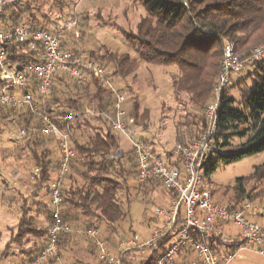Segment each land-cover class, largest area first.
<instances>
[{"label":"trees","instance_id":"obj_1","mask_svg":"<svg viewBox=\"0 0 264 264\" xmlns=\"http://www.w3.org/2000/svg\"><path fill=\"white\" fill-rule=\"evenodd\" d=\"M22 1L18 0L16 5L5 8L2 19L14 23L26 20L31 29L54 30L56 24H43L41 21L39 23L38 18L32 13H27L30 6H26L27 3ZM138 1L144 6L146 15L138 22L136 33L127 37L135 57L128 53L118 54L108 51L100 58L91 51L83 57L95 59L103 65L105 61L111 63V75L107 76L110 81L116 77L125 78L134 74L143 63L174 66L178 70L171 81L174 93H185L199 111H202L214 97L225 42H232L236 53L242 56L264 42V0ZM22 6L26 7L22 8ZM66 38L65 36L61 38V48L75 50L73 47H65ZM40 53V48L29 49L25 43L12 42L7 48V59L22 66L39 62ZM77 53L82 56L78 51ZM244 72V85L239 88L242 109L234 106L233 96L227 93V88L235 83L233 80L225 88L217 112V134L214 147L219 141L222 147L227 146L228 139L234 136L244 138V141L236 148L216 152L225 163L236 162L244 157L264 152V62ZM56 92L60 95L57 96ZM113 101L114 96L102 85L99 78L90 76L84 81H77L63 74H56L42 111L51 116L60 128H66L69 131L73 152L70 172L67 174L70 179L69 185L63 184V177L51 178L47 160L49 150L45 149L40 154L33 151L34 166L39 170L37 191L43 187L47 190L50 182L59 179L63 196L61 204L63 220L70 225H79L82 228L101 227L107 231L108 237L117 233L120 223L126 218L127 210L118 194L129 195L128 176L130 173L135 175V164L131 172L124 163L125 158L129 162L134 160L131 146L127 150L120 147L115 132L110 129L106 118L100 114L102 111L110 112ZM87 108L93 109L94 113L85 115L78 121L62 119L72 110L84 111ZM26 111L30 118H35L28 109ZM138 112V104L135 103L128 117L136 121L138 116L143 117ZM0 115L4 119L8 118L9 108L0 107ZM195 116L197 114H194ZM197 117L195 122L185 125L188 128L186 139L176 132L175 139L178 143L188 144L202 132L206 120L202 114ZM29 125L30 121L26 119L24 134H27L31 128ZM35 127L40 129L39 119ZM81 128L88 129L91 133V137L84 142H81L75 134ZM144 141L154 151L152 143ZM31 143L35 146L39 144L37 141ZM214 151L215 148H213ZM171 154L168 152L167 157ZM215 165L216 161H213L211 157L209 167L205 169L207 177L213 172ZM114 174L117 178L112 177ZM250 179L258 183L264 179V161L254 165L248 176L236 178L231 188L234 194L231 203H236L243 196L254 193L258 184L247 190L246 182ZM138 185L145 189L161 187L160 183L153 181L147 185ZM37 191L34 193L36 194ZM212 192L214 193L213 190ZM257 193L263 194L264 187ZM45 207V218L48 223L51 204L45 202ZM32 221L30 216L27 218L26 215H21L18 222L20 232L12 237L13 239L22 237L33 231L37 233L38 241L33 242L26 252L28 264L43 246L47 234V226L41 230L30 228ZM71 236L72 234H68L61 237V249L65 248V244L73 237ZM155 253L134 264H153Z\"/></svg>","mask_w":264,"mask_h":264},{"label":"built area","instance_id":"obj_2","mask_svg":"<svg viewBox=\"0 0 264 264\" xmlns=\"http://www.w3.org/2000/svg\"><path fill=\"white\" fill-rule=\"evenodd\" d=\"M17 2L0 0V107L25 108L39 119L41 132L58 143V177L62 178L70 172L73 155L69 131L60 128L42 111L56 74L77 81L90 76L101 80L114 96L111 111L100 112L113 132L128 137L127 124L134 119L125 110V94L106 76L102 63L61 48V38L67 32L79 36L72 17L57 22L53 31L31 29L25 21L6 22L2 19L4 9ZM12 42L25 43L29 49L40 48V61L19 66L8 60L7 48ZM261 62H264V42L243 56L236 53L232 42H225L214 97L204 110L206 125L188 144L175 143L169 159L162 160L144 140L129 138L135 181L158 182L168 195L165 205L153 211L159 223L146 244L134 245L122 237L111 243L101 236L97 227L73 230L62 218L61 181L56 179L47 187L51 214L46 240L29 264H72L62 257L60 241L63 235L73 233L91 242L96 264H134L145 257L146 250L152 255L156 252L153 264H228L242 252L264 258V193L245 195L236 203L218 202L205 175L213 155L223 92L233 76ZM93 113L91 108L72 110L62 119L78 121ZM20 134H24V129ZM35 175H39L38 169Z\"/></svg>","mask_w":264,"mask_h":264},{"label":"rangeland","instance_id":"obj_3","mask_svg":"<svg viewBox=\"0 0 264 264\" xmlns=\"http://www.w3.org/2000/svg\"><path fill=\"white\" fill-rule=\"evenodd\" d=\"M22 2L30 6L27 13H32L38 18L39 23L41 21L43 24H56L71 16L76 23L79 36L77 37L72 31L67 32L65 47H73L82 56L91 51L100 58L108 51L118 54L128 53L135 57L127 37L136 33L138 22L146 15L144 6L138 0H23ZM104 65L105 74L110 77L112 64L105 61ZM177 71L174 66L143 63L130 76L113 79L111 77L116 88L126 96L124 107L127 114L133 111V106L137 103L138 114L143 116H138V120L127 124L128 137L114 133L123 150L131 146L129 138L133 140L143 138L152 143L155 153L162 160L168 159L171 156L167 157V153H172L174 144L177 143L176 132L186 139L188 128L185 125L195 122L200 114L205 117V108L199 111L185 93H174L171 81ZM244 73L243 71L233 76L231 81L235 80V83H230L227 88L228 95L234 98V106L239 109H242L239 88L244 85ZM58 87L62 86L58 85ZM55 94L60 95L58 92ZM26 112V109L9 108L8 118L4 119L0 115V264H28L26 252L33 242L38 241L37 233L34 231L22 237L12 238L20 232L18 222L21 215L32 218L33 221L29 225L32 229L41 230L47 226L45 202L50 203V196L44 187L37 191L38 176L35 175L33 151L40 154L45 149L49 150L47 160L50 176L54 179L59 173L60 150L56 140L43 134L40 129H35L37 117L30 118ZM194 114L197 116L194 117ZM24 119L25 121L29 119L31 128L27 134L21 135ZM75 134L81 142L91 137L90 131L85 128H81ZM32 141L39 142L38 146L33 145ZM242 141L244 138L234 136L228 139L227 146L222 147L219 141L214 147L212 160L216 161V165L207 182L214 191L215 201L231 203L234 197L231 188L236 178L248 176L254 165L264 161V152L232 163H225L218 157L217 151L234 149ZM124 163L131 172L134 170V160L129 162L125 158ZM112 177L117 178V175L114 174ZM62 182L69 185V175L64 176ZM127 183L130 189L129 195L118 194L127 210V215L120 223L117 233L108 237L106 230L98 228L101 236L111 243L122 237L140 246L150 240L158 226L159 221L153 211L156 207L165 205L168 195L162 187L155 189L139 187L132 173L129 174ZM256 184L258 185L254 192L264 187V179L260 183L253 179L248 180L247 190ZM71 227L73 230L82 228L73 224ZM73 234V243L70 245L72 247L65 244V248L61 249L62 257L67 261L81 257L76 251V246L92 247L91 242L84 237L77 233ZM149 255L151 253L146 250L144 256ZM90 259L96 263L95 259ZM228 264H264V258L251 252H242Z\"/></svg>","mask_w":264,"mask_h":264},{"label":"crops","instance_id":"obj_4","mask_svg":"<svg viewBox=\"0 0 264 264\" xmlns=\"http://www.w3.org/2000/svg\"><path fill=\"white\" fill-rule=\"evenodd\" d=\"M165 193H166V191H165ZM167 194V193H166ZM166 200V199H165ZM74 234H72V236H73ZM71 236V237H72ZM72 239H73V237L72 238H70L69 240H68V242H67V246L69 245V247H72V246H70L72 243H73V241H72ZM77 248H76V251L78 252V254H80V258L79 259H72L71 258V260H69V261H71V263L72 264H74V263H77V264H96V263H94L93 261H92V259H90V258H93V259H95V252H94V249H93V247H84L83 245L82 246H76ZM75 249V248H74ZM91 255V256H90ZM96 261V260H95Z\"/></svg>","mask_w":264,"mask_h":264}]
</instances>
